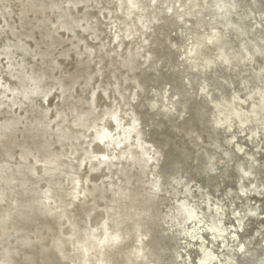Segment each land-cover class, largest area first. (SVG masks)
<instances>
[{"label":"snow or ice","instance_id":"1","mask_svg":"<svg viewBox=\"0 0 264 264\" xmlns=\"http://www.w3.org/2000/svg\"><path fill=\"white\" fill-rule=\"evenodd\" d=\"M20 7L33 21V30H38L45 40H36L35 47L25 48L15 37H9L0 48L8 57L5 60L0 56V69L10 78V83L16 82V91L12 93L15 103L9 108V118L0 120V156L4 160L0 164V249H3L0 264H119L115 260L97 262L93 253L101 255L119 249L123 241L120 230L123 217L116 218L115 209H108L102 238L97 235L100 229L75 224L73 218L79 219L76 213L88 211L87 192L81 199L84 190L76 169L67 173L72 183V187H68L64 179L68 164L64 161L72 160V150L79 147L87 134L80 131L82 129L97 131L93 143L112 148L113 144L106 141L116 134L110 136L107 131L101 134L100 128L93 124L102 127L104 121H115L119 132L122 114L130 121L125 131L136 135L134 144L128 141L129 152L132 148L138 149L136 161L145 169L147 181L140 217L136 218V234L140 239H147L140 235L144 225L159 220L154 205L166 199V192L170 197L183 190L186 198L179 204L172 203V214L177 219L187 217L186 222L200 219L197 213H201L205 200L208 212L202 215L212 213L215 204L217 222L223 220L221 213L227 215V206L231 205L228 223L232 227L223 231L222 224L217 223L209 229L219 233V237H212L213 240L228 244L225 254L229 258L212 255L211 250L203 247L206 241H202L199 264H212L213 261L217 264H264V104L260 108V127L247 137L252 140L259 132V147L255 143L251 148L241 147L238 138L244 134L248 122L240 125V132L235 131L236 119L240 116L228 111L232 104L222 97L226 92L224 85L229 80L226 78L221 84L218 79L224 70L231 73L235 67L239 72L241 65L251 64L252 74L246 73L244 81L237 75L233 88H246L264 101V0H203L204 9L224 13L221 18H232L234 22L211 32L201 29L195 34L193 26L185 24V19L190 18L185 7L179 3L170 5L167 0H112L108 4L95 5L91 0H25ZM90 7L100 12L97 22L106 14L105 9H118L117 15L126 17L133 25L139 21L141 32L136 35L144 37L138 47L139 54L124 61L131 72L143 73L134 81L135 91H125L117 83V91L113 94L111 85L102 89L95 83L97 76L103 79L97 70L100 65L91 59L96 55L95 49L89 51V58L96 68L82 66L75 74L63 75L58 62L71 58L73 52L79 55L80 49L75 44L71 49L66 48L55 37L64 31L74 37L77 31L91 33L95 26L86 15ZM196 7H201L200 0ZM111 31L118 41L122 34L115 26ZM28 36L31 39V33ZM4 64L8 66L6 69ZM57 71H61V76L53 85L52 77ZM85 78L91 81V87L78 105L74 103L75 86L82 84ZM0 87H3V80H0ZM57 90L63 94L67 107L52 119L50 110H45L44 105L47 97ZM7 91L5 89V98ZM98 93L106 98L115 95L120 109L134 111L122 113L113 106L103 113L101 120ZM236 99L232 97L233 102ZM17 107L20 113L15 112ZM151 135L174 137L178 152L167 159L170 153L164 150L162 143L157 150L141 138ZM120 139L116 136L113 141L116 148L123 147ZM180 141H183L182 146ZM129 152L125 155L132 159ZM88 156L96 161H108L110 153L102 156L88 153L85 161ZM161 161H166L167 170L161 168ZM149 172L151 179L147 180ZM185 174L192 179L199 177L201 184L207 180L209 191L213 184L221 187V182L223 188L229 190L215 193L220 198L213 200L201 188L197 202L191 203L189 189L192 192L195 189L184 178ZM253 193L261 197L260 205L245 203ZM57 213L62 214L57 217ZM69 228L71 234H66ZM230 234L232 242L229 244ZM193 239L199 237L193 236ZM160 264L169 262L164 260ZM189 264H197L195 256Z\"/></svg>","mask_w":264,"mask_h":264},{"label":"bare ground","instance_id":"2","mask_svg":"<svg viewBox=\"0 0 264 264\" xmlns=\"http://www.w3.org/2000/svg\"><path fill=\"white\" fill-rule=\"evenodd\" d=\"M24 2L25 0H0V48L5 46L9 37H15L17 43L25 48L29 45L35 47L34 41L36 40H45V36H42L38 30L34 31L31 27L33 21L29 19L27 11L20 7ZM101 2L108 4L111 3L112 0H91L92 5ZM167 2L170 5L172 3H179L182 7H185V11L189 13L190 16V18L185 19V24L193 26V34L200 32L201 29H203V32H211L216 29L227 27L228 23L234 22L232 18H221L224 17V13L213 11L212 9H204L202 7L203 0H200L201 7L199 8L196 7L197 0H167ZM209 2H212V0H209ZM73 11L76 10L74 9ZM117 12L118 9H112L111 11L105 9L106 14L101 16L99 22H97V16H100V12L96 8L90 7L86 15L92 20L95 26L91 33L77 31L74 37L70 32L64 31L55 37L56 41L63 44L66 48L71 49L73 44H75L80 49L79 55L73 52L71 58L58 62L61 63V68L65 77H67L69 73H77L82 66L85 69L88 67L96 68V64H98L100 68L97 70L100 71L103 79L97 76L95 78V83L102 89H108L111 85L112 92L115 94L117 91L115 86L119 83L120 87L125 91L128 89L135 91L134 81H138L143 73L131 72V69L126 67L124 61L130 57L134 59L139 54L138 47L142 44L144 37L143 35H136L137 32H141L138 26V20L133 25L126 17L118 16ZM81 18L83 19L84 17L82 16ZM18 25L19 27H17ZM195 25H199V27L197 28ZM112 26H115L116 31L122 34L118 41L116 35L111 31ZM83 27H86V25ZM179 30V28L176 29L177 32H179ZM29 33H31V39H29ZM200 34L202 35L203 33L201 32ZM90 36L95 38H88ZM101 48L104 49L103 52L100 51ZM92 49L96 50V55L91 58L96 60V64H92L89 58V51ZM229 51H231V48H229ZM0 56H3L5 60L8 59L3 52H0ZM7 67V64H4V68L6 69ZM237 75L240 76L241 81L247 79V76L242 75L241 72H237V70L234 69V78ZM60 76L61 71H57L52 77L53 85H55L56 80ZM9 79V77L4 76L3 69H0V80H3V87H0V120L9 118V108L15 103L12 93L16 91V82L12 81L10 83ZM77 79H79V77H77ZM218 79L220 83L223 84L226 79L225 74L223 73ZM231 85H233L232 82ZM90 87L91 81H88L86 78L82 84H77L75 86V104L79 105L82 103L83 97ZM224 87L227 91L228 84L224 85ZM5 89L8 90L7 98H5ZM225 96L226 92L222 94L224 99ZM88 99H91L90 95ZM109 99H111V103H109ZM113 106L116 107L118 112L122 113L125 111H134L132 108L126 110L120 109L117 105V98L115 95L111 98H106L102 93L97 94V108L100 110L99 115L101 120L103 119V113L105 111H110ZM66 107L65 98L58 90L52 92L47 97V103L44 105L45 110H50L52 119H55L56 114L64 111ZM20 111L19 107L15 108L16 113H20ZM240 113L244 118L249 115V112L245 108H242ZM119 119L121 121L119 132H117L115 121H104L102 127L93 124V127L100 128L101 134L104 131H107L110 136L112 133L116 134L106 141L108 144H113L112 148H106L98 142L93 143L98 134L97 131L82 129L80 131L87 132V134L81 139L79 147L72 150V160L64 161V163L68 164L64 177V179L68 181V187L71 188L72 183L67 173L76 169L77 179L81 180V189L84 190L81 192V199H84V192L86 191L89 205L87 212L81 211L76 213V217H79V219L74 217L73 222L84 227L90 225L92 229H100L97 235L98 238H102L103 225L107 218L108 209L114 208L115 212L113 215L116 218L123 217V219H121L122 227L120 229L123 235V241L119 249L111 253H102L101 255L93 253L97 262L101 260H115L118 261L119 264H160L161 261L166 260L169 264H173V262L174 264H178L181 250L179 237L185 234L184 230L188 222H186L187 217L180 216L177 219L176 215L172 214V203L179 204L183 201L186 198L184 192L183 190L176 191L170 197L166 192V199H161L158 205H154L157 209L159 220L151 221L144 225L140 235L146 236L147 239L141 240L140 236L136 234V218L140 217L139 209L142 207L144 193L146 192L145 184L147 181L145 179V169L136 161L138 149L132 148L131 152H129L128 141L130 140L134 144L136 140L135 133H128L125 131V129L130 127V121L126 114H122ZM116 136L121 138L119 143L123 145L122 148L115 147L113 141L116 139ZM249 136L250 135L245 134L244 130V134L238 138L242 142L241 146L246 149L249 147L244 143L245 141H249V139H247ZM141 138L144 139L145 144H151L152 147L157 148V150H159V145L162 143L164 150L170 153L167 159H172V156L178 152L177 141L174 137L151 135L148 138ZM179 143L181 146L183 145V141ZM85 145H88V147L85 148ZM146 151L149 150L146 149ZM126 152H129L132 159H129V156L125 155ZM88 153L97 156L110 153V158L108 161H96L93 160L91 156H88L87 161H85V156L88 155ZM112 157L116 158L112 159ZM3 163L4 160L2 156H0V164ZM167 167L166 161H161V168L167 170ZM177 174H179V172H177ZM184 178H187V182L192 184V188L195 189V192L189 189V192L192 193L191 203L197 202V197L200 195L201 188L204 189V194L206 196H212L213 200L220 198L215 195V193L229 190L223 188V182H221V187H217L214 184L211 185V191H209L207 180L201 184L199 177L192 179L188 174H185ZM150 179L151 173L149 172L147 180ZM45 187H47V185H45ZM236 190L238 191V189ZM245 203L253 204V206L260 205L261 197L254 193L250 194V199L246 200ZM227 207L229 208L227 215L224 213L221 214L224 217L227 216L230 218L231 205ZM212 209V213L207 216L202 215V213L208 212V204L207 200H205L201 213H197V215L200 216L198 226L202 225L197 229L198 232L209 231V229L219 223L215 220V204L212 205ZM53 211H55V209H53ZM89 213H91V215H89ZM61 214L62 213H57V217ZM65 223L67 224L68 221H65ZM230 227H232L231 224ZM66 234H71L70 228L66 229ZM0 235H2V233H0ZM193 236H195V233L190 236L192 241L195 240ZM213 236L215 235L211 232V238ZM184 245L185 248H183V252H185L188 259H190L188 245H194L192 253L198 256L199 262V255H201L200 248L195 247V244L189 242H185ZM224 249L227 251V247H224ZM69 251H71V247H69ZM2 252L3 249H0V254H2ZM225 253L226 252H221L219 255L224 256L227 260L229 257Z\"/></svg>","mask_w":264,"mask_h":264},{"label":"water","instance_id":"3","mask_svg":"<svg viewBox=\"0 0 264 264\" xmlns=\"http://www.w3.org/2000/svg\"><path fill=\"white\" fill-rule=\"evenodd\" d=\"M259 63L260 61L257 60V64ZM240 67L242 71H239V72H241L242 75L246 76L245 75L246 73L252 74L251 70L253 68V65L251 64L247 66L241 65ZM234 69L236 68L233 67L231 73H229L227 70H224L223 72L225 74V77L229 80L225 99L228 101V103L232 104V108L228 109V111L233 114L238 113L240 116V118L236 119L235 131L240 132L241 123H244L245 121H247L248 123H246L245 125V134H248L251 136L252 132L257 131V129L260 127V124H259L260 108H261V105L264 104V101L261 100L258 94L253 96L250 91L246 90V88L239 87L238 90H234L233 85H231V82L233 83V80H234V76H233ZM256 72H259V67H256ZM241 93H243V95H241ZM233 96L237 97V99L234 102L232 100ZM249 96H251V99H248ZM242 108L247 109L249 113H254V115H248V117L244 118L240 113ZM259 136H260V133L257 132V137H253L252 140L245 141L244 144L247 145L249 148H251L253 144L255 143L256 147H259V144L257 142ZM238 142L240 143V146H241L242 142L239 139H238ZM222 217H223V220L220 221L219 223L222 224V230L227 231L230 228V223H228L229 218L227 216L225 217L222 216ZM199 226L201 227L202 225H199ZM199 226H198L197 220H192L188 222L187 225L185 226L186 227L184 230L185 234L179 237V245H180L181 250H180V258L178 259V264H189V262L193 259V256H195V260L197 264H199L198 256L192 253V249H194L193 247L191 248L189 247L190 259H188L185 252H183V248H185V245H184L185 242L193 243L195 244V247L200 248L202 241H206V243H203V247L206 250H211L212 255H217V254H220L221 252H226L224 247H227V250H228V244H224V243L222 244V242L219 239L213 240L211 238V232H209L208 230L198 232L197 229L199 228ZM252 232L253 234H255L254 228L252 229ZM194 233H195V236L199 237V239H195L194 241H192L190 238L191 235L189 234L193 235ZM214 235L219 236L218 233H214ZM227 239H228V243L230 244L232 242L231 234L227 237ZM199 258H201V255H199ZM212 264H217V261H213Z\"/></svg>","mask_w":264,"mask_h":264}]
</instances>
